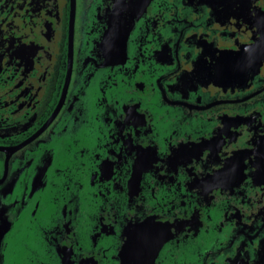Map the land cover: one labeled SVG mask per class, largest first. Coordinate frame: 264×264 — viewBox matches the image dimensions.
Returning a JSON list of instances; mask_svg holds the SVG:
<instances>
[{
	"label": "flooded vegetation",
	"instance_id": "af4514ba",
	"mask_svg": "<svg viewBox=\"0 0 264 264\" xmlns=\"http://www.w3.org/2000/svg\"><path fill=\"white\" fill-rule=\"evenodd\" d=\"M0 264H264V0H0Z\"/></svg>",
	"mask_w": 264,
	"mask_h": 264
}]
</instances>
